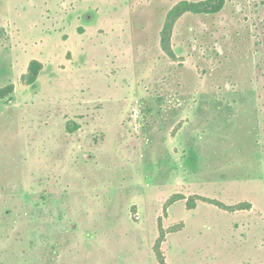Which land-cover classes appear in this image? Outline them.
<instances>
[{
    "label": "rangeland",
    "instance_id": "obj_1",
    "mask_svg": "<svg viewBox=\"0 0 264 264\" xmlns=\"http://www.w3.org/2000/svg\"><path fill=\"white\" fill-rule=\"evenodd\" d=\"M184 1L0 0V264H264V0Z\"/></svg>",
    "mask_w": 264,
    "mask_h": 264
},
{
    "label": "trees",
    "instance_id": "obj_2",
    "mask_svg": "<svg viewBox=\"0 0 264 264\" xmlns=\"http://www.w3.org/2000/svg\"><path fill=\"white\" fill-rule=\"evenodd\" d=\"M226 0H202L198 2L193 1H184L177 4L170 12L168 21L165 25V28L163 30V47L165 51L174 56V51L171 47V40H172V34H173V28L180 16L183 14L189 12V13H196V14H214L220 12L224 6H225ZM42 63L37 60L33 59L30 62L29 65V77L28 81L30 84H34L37 81V78L39 76L40 70H41ZM11 93H13V86L9 85L5 88L0 89V100L5 99L7 96H9ZM212 203H215L216 205L227 208V209H235L241 207V205L238 206H231L226 205L223 202L217 201V200H211ZM191 206H194V201L191 199ZM164 236V235H163ZM158 248L160 246L158 245ZM159 258L161 260V263L164 264V257L162 255V252L158 251Z\"/></svg>",
    "mask_w": 264,
    "mask_h": 264
}]
</instances>
